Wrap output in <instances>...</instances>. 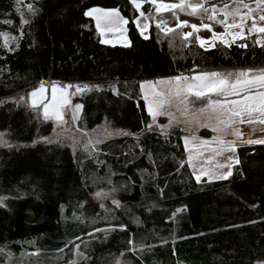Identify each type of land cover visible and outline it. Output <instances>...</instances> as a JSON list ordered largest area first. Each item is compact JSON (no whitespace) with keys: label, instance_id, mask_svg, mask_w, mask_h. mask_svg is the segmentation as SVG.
Returning a JSON list of instances; mask_svg holds the SVG:
<instances>
[{"label":"trees","instance_id":"trees-1","mask_svg":"<svg viewBox=\"0 0 264 264\" xmlns=\"http://www.w3.org/2000/svg\"><path fill=\"white\" fill-rule=\"evenodd\" d=\"M92 8L125 17L130 46L103 45L84 15ZM137 16L131 0H0L7 34V44L0 36V250L26 254L21 264L263 262L264 145L239 148L227 179L198 182L187 133L159 127L164 116L152 126L139 85L264 67V33L206 49L194 36L185 41L179 30L154 25L144 38ZM53 81L90 86L74 99L82 105L79 130L106 125L121 135L95 152L58 139L54 122L28 102L41 82Z\"/></svg>","mask_w":264,"mask_h":264},{"label":"snow or ice","instance_id":"snow-or-ice-1","mask_svg":"<svg viewBox=\"0 0 264 264\" xmlns=\"http://www.w3.org/2000/svg\"><path fill=\"white\" fill-rule=\"evenodd\" d=\"M149 2L155 5L156 12H161L167 9L187 10L191 9V14H195L198 11L203 12L205 15L211 10V16L208 19H214L218 13H222L224 19L218 21L225 27V33L217 34L212 33L210 38L211 42L205 41L201 37L197 36L196 40L199 42L200 47H214L216 40L219 39L224 45H230L235 43L238 38L244 37V29L246 27L245 21L251 19V26L248 27V32L264 33V26L258 27V21L264 22V0H255L256 7L252 8L245 0H234L235 7H230L226 2L222 8H217L213 0H179L178 4H164L159 3L158 0H149ZM131 3L136 9H140L141 0H131ZM241 6L244 9H248L247 12L242 13ZM29 9H32V5H28ZM254 14L257 18H254ZM85 16H92L96 21V29L103 34L105 32H119L125 31L124 25L129 21L123 16H120L116 9H102L93 8L84 13ZM144 16V13H141ZM239 17V22H237ZM145 20L150 16H144ZM231 18V23H228V19ZM27 23V21H24ZM137 27H140L141 32L148 28V24L145 23L141 27L139 21L136 22ZM186 23V22H185ZM160 27V25H157ZM194 30L197 28L195 24L191 26ZM205 29H209L210 25L203 24ZM231 29H239V31H231ZM171 32L172 29H168ZM192 33H183V38L187 41L188 37ZM0 36L7 37L6 33H0ZM230 36L231 39L227 37ZM125 42H126V38ZM112 41L102 39L101 43H111ZM259 42V41H257ZM7 44V40L5 42ZM171 46V43H170ZM244 43L240 44V47H245ZM72 87L71 85L65 86V88H58L55 83L51 85V98L47 99L44 95L45 88L43 82L39 89L33 91L31 96V105L35 108L38 104L43 106V116L45 119L54 120L56 123H64V111L65 106L69 105V99L66 89ZM140 90L143 93V99L147 106V110L155 122L158 116H168L169 124L172 123L173 116L168 110L169 105L173 100H177L184 106L185 111L188 107L195 106L197 102L203 105L199 108V111L211 110L219 114L222 119L218 120L217 127L213 128V131H217L221 126L228 127L233 124L248 123L252 124L259 122L264 125V69L252 70V69H236L228 72L217 71H202L194 75H180L168 77L158 81H142L140 82ZM77 92H83L90 90V86L87 84L76 85ZM189 97H194V100H189ZM231 97H237L236 99H230ZM24 97H21L23 100ZM206 101V103H205ZM81 105H76L75 109H80ZM195 110V108L193 109ZM73 121L77 119V113H73ZM149 127H151L149 125ZM166 127V126H159ZM235 135L239 137L241 133L239 129H234ZM192 140H198L195 136L191 137ZM189 138L185 137L186 150L189 144ZM214 142L217 144V148L213 151L217 153L222 151L233 152L234 142L225 141L222 137L214 138ZM92 141H89L91 144ZM212 142L210 141H198V146H207ZM247 143H264V139L248 140ZM197 147V145H193ZM201 153L199 151L190 152L188 161L191 166L195 168L194 161L199 159ZM211 160V157L209 158ZM232 159V157H229ZM237 163L239 161H236ZM224 164H216L212 167L201 166L198 171L199 175H196V179L199 182L202 175H207L210 178L226 179L231 175V164L227 165L228 171L221 172L219 169L224 168ZM115 191V189H112ZM97 197L101 196V192L95 193ZM114 203H117L114 201ZM103 206V205H102ZM179 211V209L177 210Z\"/></svg>","mask_w":264,"mask_h":264},{"label":"rangeland","instance_id":"rangeland-1","mask_svg":"<svg viewBox=\"0 0 264 264\" xmlns=\"http://www.w3.org/2000/svg\"><path fill=\"white\" fill-rule=\"evenodd\" d=\"M158 2L164 3V4H178L179 0H158ZM193 2H197V0H193ZM228 4L230 7L236 6V4L234 3V0ZM248 4L252 8L256 7L255 2L248 3ZM145 5H147L148 7L143 8ZM155 7L156 6L151 4L149 2V0H147V1L142 0L140 9H137L138 10V16H137L135 23L137 21H139V24L141 27L145 23L148 24V28L145 29L143 31V33L141 32L140 27H137L139 32L141 33V35L144 38H148L150 36V28L152 25H154L156 27H158L157 25H160V27H158V28H160L164 32H168L167 31L168 29H172V31L179 30L182 33H192L191 36H194V37L199 36L208 42H211L210 38L212 37L213 32L220 34V33H225V31H226L223 24L218 22V21L224 19L222 13H218L214 19H208L207 17L211 16V10H209L207 15H205L203 12H200V11H198L195 14H191V9H187V10L182 11L179 8L167 9V10H164L161 12H156ZM222 7H223V5L217 6L218 9L222 8ZM241 10H242V13L248 11V9H244L242 6H241ZM142 12L144 13V16H150V18L145 20L144 16H141ZM118 14L120 16H123L120 12H118ZM87 17L92 19L94 21L95 26H96L95 19L92 16H87ZM254 18L258 19V17H256L255 14H254ZM227 22L231 23V18H229ZM237 22H239V17H237ZM251 22H252L251 19L245 21L246 27L244 29V36H246L247 34H250L248 32V27L251 26ZM193 24H195L197 26V28L195 30L191 27ZM203 24L210 25L211 30L205 29L203 27ZM136 26H137V23H136ZM259 26H264V22L258 21V27ZM124 29H125V31L123 33L105 32L103 34V36L98 31V34H99V37L101 40L106 39V40L112 41L111 43H107V44L102 43V44L105 46H110V47H113V46L128 47V46H130L128 23L124 25ZM231 31H239V29H231ZM254 33H257V32L254 31L251 34H254ZM124 38H126V42H125ZM227 38L231 39L230 36H228ZM238 39H241V38H238ZM4 40H7V37H4ZM219 42H220V40L217 39L215 45ZM204 48L210 49L213 47H208V44L206 43ZM161 79L162 78L148 79V80H144V81H154L155 82V81H158ZM53 83H55L58 88H65V86L71 85V84H63V83L57 82V81L56 82L53 81V82L43 83L44 88H45L44 95L47 99L51 98V85ZM40 85L38 87H36L35 89H33L30 93L39 89ZM71 86L72 87H68L66 89L70 103H69V105L65 106V111H64V121L65 122L58 124L54 120H51V119H48V120L53 121L54 124L56 125L58 139L59 138L65 139L72 146V148L74 150H79L82 148V149H85L88 151L90 150L91 152H95L97 150L96 148L98 145H101V144H103V142H106L110 139L117 138L118 136L121 135V133L113 131L112 129H110L106 125H103L100 128H97V129L90 131V132H85V131L79 130L77 127H78V121H79L81 114H82V105L79 102H75L74 99L76 96H79L82 92L76 91V88H75L76 85H71ZM30 93H29V95H30ZM29 95H28V102H29ZM21 97H24V96L19 95L16 97V100L20 101ZM77 104L81 105L78 112L75 109V106ZM198 105H200V104H198ZM39 106H41V108L43 110L42 104H39ZM146 109H147V106H146ZM193 109H194V107L190 105L188 107V110L185 111V108L183 105H181L177 100H173L171 102V104L169 105V109H168L172 113V116H173L172 123L169 124V117L164 116L168 120V123L164 126H166L165 128H168V126L171 125L172 127H175V128L179 127V129L181 127L183 132L187 133L183 138L185 148H186L185 137H188L189 141H190L189 144L187 145V152L190 153V152L199 151L201 153L199 159L194 161L195 168L190 165L192 167V170L195 171L193 173H194V177L196 179V175H199L198 169L201 166L208 167V165H210V167H212V166H214L220 162L224 164V157L221 158V159H223V161H220V160L217 161L219 159V157L222 156V154H220L219 157L213 156V158H212V156H210V154L208 153V151H210V148H211L210 144H208L207 146L200 147V146H198L197 140L191 139L192 136H195L196 138H200V139L207 138V137L204 138V137L199 136V132L201 130H204V129L208 130V128L213 129L214 127H217L218 120L222 119V117H219L218 113H214L215 114L214 117H209V116L206 117L207 115L205 113H200V115H194V113L193 114L190 113L191 110H193ZM74 112L77 113V119H75V121H73V118H72ZM159 117H161V116H158L156 118V120H155V122H153L152 126H155L157 124ZM209 131L211 132L210 137L213 136V139L216 137H222L224 139V127L223 126H221L217 131H213L210 129H209ZM55 139H56V137H55ZM89 141H92V143L89 144ZM4 144H5L4 137L0 133V145H4ZM193 145H197V147H193ZM188 156H189V154L187 153V157ZM210 157H211V159H213L211 162L209 159ZM214 158L217 159L216 160L217 162H214ZM235 161H238V158ZM235 161L233 163H235ZM229 163H231V162H229ZM218 171L224 172V168L219 169ZM204 178H206L208 181L220 180V179L210 178L207 175H202L200 177L199 182H201V180H203ZM100 197H102V196H100ZM25 256H27V255L26 254H19L17 256L16 254H13L12 252H9V251L6 252L3 250H0V263L3 260L7 263L21 264L23 262L22 260L24 259ZM256 264H264V261L263 262H257Z\"/></svg>","mask_w":264,"mask_h":264},{"label":"crops","instance_id":"crops-1","mask_svg":"<svg viewBox=\"0 0 264 264\" xmlns=\"http://www.w3.org/2000/svg\"><path fill=\"white\" fill-rule=\"evenodd\" d=\"M238 69L261 70V69H264V67H260V68H238ZM234 70H236V69L211 70V71L228 72V71H234ZM198 73L199 72H195V73H192V74H184V75H194V74H198ZM170 77H173V76H170ZM164 78H168V77H163L162 79H164ZM236 98L237 97H231L230 99H236ZM189 99L190 100H194L195 98L194 97H189ZM29 103L31 105V96L30 95H29ZM198 104H200V103L197 102V104L195 106H193L195 108V110H191L190 113H192V114L194 113V115H200V113H205L207 115L206 117H208V116L209 117H214L215 116L214 113H216V112H213L211 110L199 111V108L203 107V105L202 104L198 105ZM36 107H41V106H39V104H38ZM209 129L213 130L212 128H208V130ZM234 129H239V132L241 133V135L239 137H237L235 135ZM250 139L251 140L264 139V125H261L259 122H255V123H252V124H248V123L233 124V125H229L226 128L224 127V140L225 141H233L234 142V151L233 152L222 151V152L217 153L216 151H213L214 149L217 148V144L214 142L213 136L212 137H207L205 139L198 138L197 141L203 140V141L212 142V143H210L212 149L210 148V151H208V153L210 154V156H212V158H213V156L219 157V155L222 154V156L219 157L218 160L214 158V162H217L219 160L223 161V159H221V158L224 157V165H225L224 172L228 171L227 165L231 164V173H232L233 167L237 163L235 160L238 158V149L239 148H241V147H249V146H257V145H264V143H247V141L250 140ZM186 152H187V150H186ZM187 153L189 154V152H187ZM229 157H232V159H229ZM212 160L213 159H211L210 162ZM234 161H235V163H233ZM229 162H231V163H229ZM188 164H189V162H188ZM217 164H223V163L220 162V163H217ZM189 167H190L192 173L195 172L194 170H192V167L190 166V164H189ZM204 167H206V166H204ZM208 167H210V165H208ZM193 175H194V173H193ZM229 176H227V178ZM203 180H207V179L204 178ZM220 180H224V179H220ZM216 181H218V180H216ZM209 182H212V181H209Z\"/></svg>","mask_w":264,"mask_h":264},{"label":"built area","instance_id":"built-area-1","mask_svg":"<svg viewBox=\"0 0 264 264\" xmlns=\"http://www.w3.org/2000/svg\"><path fill=\"white\" fill-rule=\"evenodd\" d=\"M56 82V81H55ZM58 82V81H57Z\"/></svg>","mask_w":264,"mask_h":264}]
</instances>
